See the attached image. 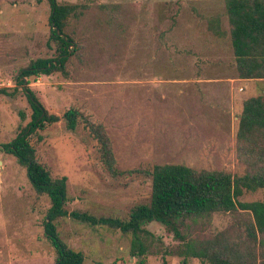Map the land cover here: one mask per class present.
Returning a JSON list of instances; mask_svg holds the SVG:
<instances>
[{
	"label": "rangeland",
	"instance_id": "obj_1",
	"mask_svg": "<svg viewBox=\"0 0 264 264\" xmlns=\"http://www.w3.org/2000/svg\"><path fill=\"white\" fill-rule=\"evenodd\" d=\"M58 1L82 10L70 24L79 54L68 63L67 75L42 74L29 87L51 113L63 115L75 107L103 123L121 171L116 176L107 171L96 140L83 125L70 130L61 120L41 127L31 141L52 176L68 177V212L127 218L131 208L149 202L152 179L145 171L155 164L246 172L247 161L237 147L239 116L246 98L264 95V78L240 81V98L223 128L206 125L204 118L202 125L190 127L187 116L193 99L202 101L204 115L219 104L204 97L202 86L190 79L238 75L226 0ZM50 11L46 0H0V88L16 86L20 69L32 60L57 56L56 44L49 42ZM215 16L221 17L223 37L209 28ZM19 87L16 96L0 94V143L10 142L31 120L30 103ZM194 105L198 112L199 103ZM262 197L261 190H246L239 200ZM50 208L49 195L34 188L18 157L0 150V264H55L56 249L45 232ZM252 219L243 210L216 212L193 226V236L226 232L247 240L246 225ZM55 223L62 240L84 253V264L137 262L130 253L131 237L119 229L70 216ZM146 228L154 234L147 264H181V242L159 222Z\"/></svg>",
	"mask_w": 264,
	"mask_h": 264
},
{
	"label": "trees",
	"instance_id": "obj_2",
	"mask_svg": "<svg viewBox=\"0 0 264 264\" xmlns=\"http://www.w3.org/2000/svg\"><path fill=\"white\" fill-rule=\"evenodd\" d=\"M37 1L41 3L43 0ZM46 1L51 10L49 42L56 44L57 56L32 60L20 69L16 86L0 88V94L16 96L20 92L19 86H22L32 109L28 124L10 142L0 143V150L16 155L27 168L34 188L51 199L45 232L56 249L55 264H84L85 261L82 251L70 247L60 237L55 223L60 216H70L92 226L103 225L121 230L131 237L130 253L137 259L136 264H147L154 234L146 225L154 221L163 224L167 232L181 242L178 250V254L183 256L181 264H189V257L207 264H264V95L246 98L239 116L237 147L248 165L244 174L216 169L197 170L182 163L155 164L145 171L152 179L149 202L131 208L127 218L97 216L81 210L68 212V177L52 176L38 160L31 141L32 135L41 127L61 120L70 130L83 125L96 140L107 171L114 176L121 171L117 167L113 142L103 123L96 122L75 107L69 108L63 115L51 113L29 87L30 80L42 74L62 71L67 75L68 63L79 54V44L74 31H70V24L72 19L82 14L80 6L58 0ZM226 8L238 77L264 78V0H226ZM209 28L220 37L226 34L220 16L209 20ZM246 190H261L263 197L252 202L240 201L239 197ZM239 210L248 211L253 216L246 225L247 240H235L226 232L202 239L193 236V226L214 213H235ZM164 264H167L166 260Z\"/></svg>",
	"mask_w": 264,
	"mask_h": 264
},
{
	"label": "crops",
	"instance_id": "obj_3",
	"mask_svg": "<svg viewBox=\"0 0 264 264\" xmlns=\"http://www.w3.org/2000/svg\"><path fill=\"white\" fill-rule=\"evenodd\" d=\"M242 79L238 75L227 74L219 77L206 76L205 74L197 75L195 78L190 79L189 82L195 84V86L201 85L203 90V96L208 98H215V103L218 104L216 109L210 114L204 115L200 110L202 101L193 99V106L188 113L189 126L195 127L202 125L203 118L205 124L215 128H223L224 124L227 125L230 121V117L233 114L235 104L238 102L240 95L239 83ZM182 81H186L183 79ZM204 88V89H203ZM196 90L200 93V89L196 87ZM201 95V94H200ZM202 97V96H201ZM211 100V99H209ZM194 102L199 103L198 112L194 110Z\"/></svg>",
	"mask_w": 264,
	"mask_h": 264
}]
</instances>
